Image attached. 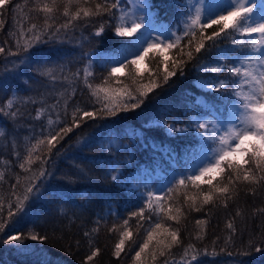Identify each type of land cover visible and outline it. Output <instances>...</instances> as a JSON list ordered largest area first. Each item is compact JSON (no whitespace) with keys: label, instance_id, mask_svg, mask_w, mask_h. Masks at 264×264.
Here are the masks:
<instances>
[{"label":"trees","instance_id":"trees-1","mask_svg":"<svg viewBox=\"0 0 264 264\" xmlns=\"http://www.w3.org/2000/svg\"><path fill=\"white\" fill-rule=\"evenodd\" d=\"M149 2L155 11L157 23L179 34L184 26L182 20L187 19L181 14L187 11L189 2ZM178 4L183 6L178 8ZM6 7L7 11L0 7V19L4 21V27L0 29V46L6 49L5 54H0V79L7 77L8 90L0 91V107L11 98L13 91L21 101L28 102L5 109L15 111L19 108L21 114L16 120L0 112V131L5 133L0 136V171L5 174L4 182L0 184V193L5 196L11 191L9 186L16 183L17 176L22 178L30 175L22 172L19 164L27 155V147L35 143V137L42 136L43 130L49 127V119H60L70 126L74 106L88 110L99 107L91 103L92 98L83 85V69L91 64L93 76L89 80L93 84L102 83L107 75L102 62L115 56L130 39L115 35V20L107 15L91 18L88 23L76 21L74 23L77 27L61 29L57 37H44V42L37 45L47 58L48 66L55 70V80L38 76L34 66L24 65L18 66L23 70V76L13 80L5 71L11 69L13 62L18 59L7 55L8 50H15L16 36L10 33L17 32L20 27L26 29L30 23L42 21L25 18L31 2L26 7L24 0H9ZM120 7H128L127 1L121 0ZM113 11L116 12L115 9ZM116 14L119 15V12ZM31 15L35 16V13ZM57 16L58 27L67 18L59 13ZM102 24L104 31L100 36L95 35ZM216 27L213 25L206 29V34H211ZM232 38L222 35L215 41L214 47H207L200 54H195L196 59L184 66L183 75L177 72L166 84L162 80L164 57H173L179 49L167 50L163 55L150 52L145 59V68L138 73V68H133L132 74L138 81L147 83L151 73L152 78L157 79L161 86L148 95L140 108L108 119L85 118L79 128H73L59 141L48 162L43 165L48 175L37 180L40 191L29 202L35 219L19 222L15 227L9 223L4 232L0 233V264H85L86 257L95 249H99V254L88 264H135V252L146 238V230L158 217L146 210L141 220L139 217H131V213L143 207L147 192L157 193L165 178L178 173L179 180L190 171V164L200 152V137L189 121L195 118L203 122L208 117L215 121L229 115L230 105L219 98L227 96L234 99L231 97L233 85L230 81L238 78L232 77L226 68L222 73L215 74L199 69L201 65L209 64L222 50L232 49ZM234 38L246 39L238 36ZM188 40L189 37H183L181 46L187 44ZM206 43L211 45L213 42ZM235 55L237 52H229L230 57ZM167 63L170 65L171 59ZM74 73H79L75 84L71 82ZM64 77L70 79L66 81ZM113 79L132 85L126 71L116 74ZM221 80L229 84L228 91L213 92L207 87H201L205 82L217 84ZM73 88H76L75 95L69 100L66 115V94H62L65 89L70 93ZM37 110L43 112L39 120L35 119ZM157 121L187 131L170 133L163 127H156ZM33 155H41V159H45L40 152ZM40 166L39 160L31 165L33 170ZM112 168L116 172H112ZM114 174L119 175V182L111 179ZM200 187L205 191L209 188L204 183H200ZM239 188L238 195L227 202V207L219 202L216 206L205 205L204 210L199 212L185 207L182 210L186 216L179 225L164 219L166 225L180 229L181 244L171 250L169 264H264V254L254 249L246 255L241 254L248 249L250 242L264 247V211H261L264 209V187L241 184ZM252 188H256L255 194L249 190ZM196 191L191 185L188 186L190 194ZM173 199H176L175 193ZM183 203L181 194L179 204ZM237 212L241 215L237 216ZM6 218L5 212L2 219ZM197 219L204 220L205 224L197 226ZM124 220L129 222L127 227L132 237L125 238L124 250L116 257L115 244L120 239ZM229 223H232L234 231L227 227ZM29 231L47 236V239L44 242L25 239L23 243L29 248L23 253L17 251L15 242L12 245L2 243L9 234L26 236ZM85 232L90 235L86 237ZM197 232H200L202 239H195ZM190 243L199 253L196 261L191 260V252L188 257H184V250ZM205 252L208 255H204ZM213 252L215 255H212ZM229 252L232 254L229 255ZM164 259L158 257L153 261L149 256L145 264H162Z\"/></svg>","mask_w":264,"mask_h":264},{"label":"snow or ice","instance_id":"snow-or-ice-1","mask_svg":"<svg viewBox=\"0 0 264 264\" xmlns=\"http://www.w3.org/2000/svg\"><path fill=\"white\" fill-rule=\"evenodd\" d=\"M24 2L26 7L31 2V7L28 8L25 18L30 21L42 22L30 23L26 29L20 27L17 32L10 33V35L16 36L15 50H8L7 55L15 56L18 59L13 62L11 69L5 71L13 80L19 79L24 74L23 70L18 67L19 65L34 66L36 75L52 77L55 80V70L48 66L47 58L37 48V45L44 42V37L49 39L57 37L61 29L77 27L78 25L74 23L76 21L82 20L88 23L91 18L107 15L115 20L114 32L117 37L132 39H129L124 47L116 52L115 56L102 62V66L107 71L102 83L93 84L89 80V77L93 76L91 64L83 69V85L88 89L92 98L91 103L99 105V107L88 110L74 106L70 126L60 119L56 121L49 119L47 122L49 127L43 130L42 136L35 137V143L27 147V155L19 167L22 172L30 173V175H25L22 178L17 176L16 183L9 186L11 191L7 196L0 193V233L4 232L5 226L9 223L15 227L19 222L35 219L29 202L40 191L37 180L48 175L43 165L48 162V158L53 154L52 150L57 147L59 141L72 132L73 128H79L85 118L88 120L108 119L116 117L122 112L134 111L141 107L155 88L161 86L157 79L152 78L151 73H149L147 83L138 81L132 74L133 68L144 61L150 52L163 55L167 50L179 49L173 57H164L165 71L162 80L166 84L177 72L183 75L184 66L189 61L196 59L195 54H200L207 47H214L215 41L222 35L225 38L233 37L231 43L234 47L227 51L222 50L216 58L210 60L209 64L201 65L199 70L215 74L222 73L226 68L232 77L238 78L230 81V84L233 85L231 97L234 99L227 96L219 98L230 105L229 112L232 118L227 122H218V124L212 125L211 130L209 123L201 122L200 119L194 118L189 121L200 137L199 150L203 156L202 163L194 171L189 172L168 187L165 195L147 192V199L144 201L143 207L131 213V217H139L141 220L144 219L146 210L158 217L146 230V238L139 245V250L135 252L133 259L136 264H145L149 256L153 261H156L158 257H163L165 259L162 264H169L168 258L172 255L171 250L181 244L180 229L166 225L164 219L174 221L179 225L186 216L182 210L185 207L195 212L204 210L205 205L216 206L217 202L227 207V202L238 195L241 184L256 185L257 188L264 187V0H260L259 6L256 0H227V3L216 4L200 0L198 5L188 3L187 11L181 14L187 17L186 20H182L183 33L178 34L174 31L170 36H165L164 40L160 39L163 33L157 29L167 31V28L157 23L156 17L150 11V5L145 0H130L135 8L141 10L139 14L121 8V0H99V2L97 0H24ZM8 3L9 0H0V7L7 11ZM182 6L181 4L177 5L178 8ZM258 7L259 15L256 11ZM114 9L119 12V15L113 11ZM32 13H35V16H32ZM58 13L67 19L57 27ZM213 25L217 26L216 29L211 34H206L205 30ZM3 27L4 21L0 19V29ZM229 29L230 31H226ZM103 31L102 24L95 35L100 36ZM153 31H157L155 39L152 38ZM236 36L246 39H236L234 38ZM183 37H189V40L187 44L181 46ZM208 41L213 43L208 45L206 43ZM229 52H237V55L230 57ZM5 53L6 49L0 46V54ZM168 59H171L170 65L167 63ZM60 71L63 72L62 67ZM125 71L127 79L132 81V85L119 79H113L118 72L124 73ZM136 72L138 73L139 69H136ZM72 75L71 82L75 84L79 79V73ZM69 79V77H64L66 81ZM6 82L7 77L0 79V91L7 92ZM201 87H207L213 92L229 90V84L224 80L217 84L205 82ZM75 91L76 88H73L70 93L65 89V93L62 94H66L64 101L66 115L69 100L75 95ZM27 102L26 100L21 101L18 94L13 91L11 98L0 107V112L16 120L21 114L20 109L17 108L15 111H6L5 109H12L15 104ZM31 102L35 103L34 100ZM42 114L41 110H37L35 119L39 120ZM155 126L163 127L170 133L187 131V129L173 128L172 125L160 121H157ZM4 135L5 133L0 131V136ZM209 141L216 145L211 152H207V142ZM36 152L42 153L45 159H41V155L34 156L33 153ZM37 160L40 161L41 166L39 169L33 170L31 165ZM111 171L116 172V169L112 168ZM205 177H209V179H205ZM111 179L114 182H119V175L114 174ZM4 180L5 174L0 171V184ZM214 180L216 183H213ZM198 182L207 184L208 190L202 189ZM189 185L197 191L190 194L188 192ZM249 190L253 194L256 192V188ZM173 193L176 194L175 200ZM181 194L183 195V205L179 204ZM5 212L7 218L2 219ZM236 215L240 216L241 213L237 212ZM128 223V220H124L121 226L120 239L115 244L114 250L116 257H119L124 250L125 238L132 237V232L127 227ZM97 224H99V220ZM196 224L202 226L205 221L197 219ZM227 227L234 231L232 223H229ZM95 231L94 228L93 232ZM84 235L87 237L90 233L85 232ZM202 238L200 232H197L195 239ZM25 239L44 242L47 236H41L32 231H29L26 236L9 234L2 240V243L12 245L15 242L17 251L23 253L29 248L23 243ZM150 244H152L151 248ZM253 249L257 253L264 254V247L256 246L251 242L248 249L241 254L246 255ZM190 252L192 253L191 260L196 261L199 253L191 243L185 248L184 257H188ZM98 254L99 249L92 250L91 254L86 257L85 264L92 261ZM204 255H208V253L205 252ZM212 255H215V252ZM41 264H45V262H41Z\"/></svg>","mask_w":264,"mask_h":264},{"label":"rangeland","instance_id":"rangeland-1","mask_svg":"<svg viewBox=\"0 0 264 264\" xmlns=\"http://www.w3.org/2000/svg\"><path fill=\"white\" fill-rule=\"evenodd\" d=\"M127 1V4H128V7H126L125 8V10H129V11H133V12H136L137 14H139L140 13V9H138V8H135L134 6H133V4L130 2V0H126ZM187 2H189L190 4H192V5H198L199 3H200V0H186ZM145 2L146 3H148L149 5H150V11H151V13L156 17V14H155V11H153L152 10V4H150V2H149V0H145ZM204 2L205 3H213V4H216V3H227V0H204ZM256 3H257V5L259 6V3H260V0H256ZM213 10H215V9H213ZM257 15H259V7L257 8ZM158 24H160V25H163V24H161V23H159L158 22ZM157 31H159V32H162L163 34L160 36V39L161 40H164L165 39V36H170L171 35V33L173 32V30H169V29H167V31H165L164 29H157ZM157 31H153L152 32V38L153 39H155L156 38V35H157ZM183 31H184V26L182 27V29H181V32L179 33V34H182L183 33ZM127 38V37H126ZM173 39H175L174 37H172ZM130 39H132V38H130ZM165 42H167V41H165ZM167 52V51H166ZM165 52V53H166ZM146 59V58H145ZM145 60L144 61H142L141 63H139L138 65H136L135 67L136 68H138L139 70H142L143 68H145ZM118 73H120V72H118ZM117 73V74H118ZM223 119H221V120H217V119H215V121L213 120V122L210 124V127H212V125H216V124H218V122H227L228 120H230L232 117H230V116H223L222 117ZM210 144V146L207 148V152H211V150L214 148V147H216V145L215 144H212L211 142L209 143ZM202 159H203V156H202V153L200 152L199 153V155L197 156V158H196V162L192 165V169L193 170H195L196 169V167L200 164V163H202ZM207 177H205V179H206ZM173 181V178H167L166 180H165V183L163 184V185H161L160 187H159V189H158V193H160V195L161 196H163V195H165L166 194V191H167V189H168V187H170V185H172V182ZM147 251V250H146ZM141 259H143V257H141ZM134 262H135V264H136V261L135 260H133Z\"/></svg>","mask_w":264,"mask_h":264}]
</instances>
